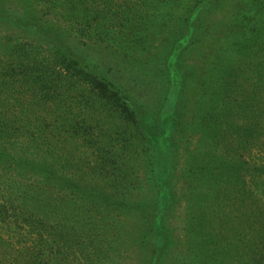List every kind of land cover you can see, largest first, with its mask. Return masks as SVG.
<instances>
[{
    "label": "rangeland",
    "instance_id": "1",
    "mask_svg": "<svg viewBox=\"0 0 264 264\" xmlns=\"http://www.w3.org/2000/svg\"><path fill=\"white\" fill-rule=\"evenodd\" d=\"M58 49L85 80L51 67ZM53 69L61 99L51 104L52 84L34 81ZM91 76L119 90L139 128L99 106ZM0 155V204L40 196L34 214L64 237L50 246L28 227L0 224V264H141L140 239L153 237L139 219L143 202L150 221L164 209L176 230L247 214L250 198L264 203V0H0ZM24 155L71 184L53 189L18 171ZM200 179L215 187L199 189L197 209ZM150 254L149 264L172 263Z\"/></svg>",
    "mask_w": 264,
    "mask_h": 264
},
{
    "label": "trees",
    "instance_id": "2",
    "mask_svg": "<svg viewBox=\"0 0 264 264\" xmlns=\"http://www.w3.org/2000/svg\"><path fill=\"white\" fill-rule=\"evenodd\" d=\"M73 64L74 62L70 60L69 57L61 54L58 49L56 61L51 64V67H54V69L57 66L64 68L66 67L68 68L66 69L68 72L73 68L75 69V72L80 75V79L85 80L88 74L83 68H80L79 70L78 68H74ZM54 69L52 70L50 76H45L43 81H40L41 77L35 76L36 79L34 82L41 83L42 86L48 83L52 84L50 86L51 88L49 86L44 88L45 92L43 94V98L46 101L45 103L48 102L53 104L61 99L57 87L58 79L53 74L55 71ZM21 76L24 78L21 77L20 79L18 78L19 76L15 75L13 76V79H15V82H20V80L24 81V79H27L25 78L27 75L24 73L21 74ZM89 79L88 93L90 91L91 95H97L99 97L101 102H99V106L110 107L111 110L122 117L121 119H123V123L129 125L132 124L136 128H139V113H137V111L130 106L128 101L124 100L122 94L114 85L106 81L98 80L94 76L89 77ZM42 86L40 87L41 91H43ZM52 88L53 90H51ZM65 118L67 120H72L71 115L66 116ZM160 118H162V116ZM168 150V156L175 158V150H170V148H168ZM29 158L30 157H27L26 155L20 157V161L17 164L16 169L18 171H28L30 175L34 176L41 174L39 175L41 177V181L43 182L46 180L50 182L53 189L60 185L66 187L67 185L71 184L69 179L59 177L56 170L53 169L55 165H52V163H48L46 160H43V158ZM4 159L5 158L0 155V163H4ZM12 159L14 160L16 157L13 156ZM208 183V180L204 181L200 179L199 182L195 183L193 186V190H191V203L194 204L195 208H197V206L201 203L199 199L195 198V195H206V193L212 187H215L213 186L212 181L210 182V185L202 187L204 184ZM206 188L208 191H206ZM242 188L244 189L245 187ZM199 189L205 190L206 193L203 194L199 191ZM34 192H37V190ZM217 196L219 195H217V192L214 190L212 197ZM39 197L40 196H37L36 194H32L29 197H26V195L24 197L20 195V197L7 200L5 204H0V224L1 227L4 228L5 225H7L8 228L9 225H13L17 229H22L24 226L28 227L29 233L32 231L42 239L47 238V244L54 245L57 239L59 241L61 238H64L61 234L63 232L59 230L58 222L50 225L48 222L44 223L43 221L39 220V215L34 214V209L39 205L42 206V204H44L40 203V199H38ZM45 199H49V206L51 207V210H53L50 212L51 214H58L61 211L59 204L55 199L51 200L52 198L50 199L47 197H45ZM110 200L111 198L106 197L102 202L105 203L106 201V203H109ZM112 200H114V203L111 201L113 204H117L115 205V208L120 207L118 200ZM202 200L205 201L206 198ZM147 207L148 205L146 202L141 204L139 219L141 220V223L146 222V224L149 225L150 230L153 233V237L151 240L149 238L143 237L140 239L142 248L139 249L138 253L141 255V258L139 259L141 264L150 263L151 250L152 252L155 250H158V252H161V250L165 252L169 257V260H172L171 264H173V262L179 264L177 262L180 260H184L181 264H264V203L262 204L260 200L250 198L249 203L242 205L243 208L249 210L248 213H240L239 217H237L235 221L231 220L228 215L227 217H220L217 215L216 218L218 220H215L214 225L211 224L209 220H204L203 222L202 219H199L198 223L189 221L187 225H184L183 228L180 227L179 230H176V227H169L168 223L166 222L169 214H166V210L164 211V209H160L156 216L152 215V221H150L149 214H147L145 211L147 210ZM205 207L209 209L211 208L209 205ZM195 212H193L194 215ZM238 218L239 222H241L240 224H237L236 222ZM193 219L194 218H192V220ZM230 224H232V226ZM73 225L74 224L69 226L65 224L62 225L69 229L71 228L70 231L66 232L67 235L69 233L73 234ZM210 226L212 227L210 228ZM214 226L216 229H214ZM144 239L146 243L144 242ZM71 241L72 240L69 238L64 246L68 247L67 245ZM149 241L150 246L148 245ZM27 253V248H20V256L25 258L27 257ZM22 260L23 262H20L19 259H17V264H28L29 262L34 264H48L46 262L48 260L39 261L38 258L35 261L30 259L25 262L24 259ZM164 261H166V257H163V262ZM13 264H15V262Z\"/></svg>",
    "mask_w": 264,
    "mask_h": 264
}]
</instances>
